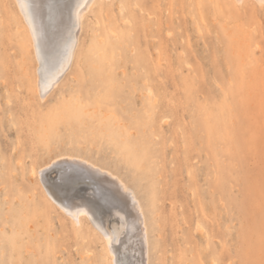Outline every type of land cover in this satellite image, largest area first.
<instances>
[{"label":"rangeland","instance_id":"obj_1","mask_svg":"<svg viewBox=\"0 0 264 264\" xmlns=\"http://www.w3.org/2000/svg\"><path fill=\"white\" fill-rule=\"evenodd\" d=\"M0 2V264H110L100 234L84 225L82 238L30 173L67 154L135 196L146 264H264L263 53H231L210 26L196 34L171 0H126L130 28L118 0L113 12L103 2L99 24L84 21L79 62L40 99L28 25L15 0ZM78 186L61 183L67 196ZM91 208L112 218L101 198Z\"/></svg>","mask_w":264,"mask_h":264},{"label":"bare ground","instance_id":"obj_2","mask_svg":"<svg viewBox=\"0 0 264 264\" xmlns=\"http://www.w3.org/2000/svg\"><path fill=\"white\" fill-rule=\"evenodd\" d=\"M15 1L17 2L21 15L25 19L24 21H26L28 25V31L32 41L31 51L35 53L37 58L36 61L38 64H35L36 77L34 91L38 94L40 99H44L47 93L49 94V91L79 62L78 49L80 36L84 28V21L89 13L94 16L93 23L96 27L101 20V12L103 11L102 3H106L110 12H113L114 9L111 7V3L113 5L114 0H72V3H79L82 6L80 20L78 22L75 17L69 19L68 10L65 7V5L69 3V0ZM171 2L177 5L176 11L173 13L174 15L179 12V10L184 11L185 9L186 11L187 9V12L190 13L189 17L190 15L192 17L190 21H193L192 24H190L192 26L193 23L195 24L194 27H196V32L200 31L201 27L202 32H205L207 27L210 26L214 28L216 39L222 40V34L226 35V37L229 38L231 53L240 50L242 55L244 52L255 50L264 54V0H171ZM84 5L87 6L84 7ZM116 5L120 11H124V14L120 18V23L128 28L132 27L134 18L131 15V11L128 10L129 5L126 0H118ZM5 10L4 3L0 2L1 16L6 15ZM171 16L172 15L168 17L167 28L170 27L172 20ZM176 18L179 19L177 15ZM101 25H103L106 30L110 31L113 36L117 35L116 30L110 22H101ZM146 27H149V25H146L145 29ZM159 28H161V23H159ZM196 34L199 35L198 32ZM200 35H202L201 31ZM205 35L204 33L202 36ZM185 37L186 35L183 38ZM206 41H208V39ZM180 42L182 43V41ZM205 44H207V42ZM182 49L184 52L186 51L185 48ZM184 52L183 54H186ZM180 59L183 60L185 58ZM186 60H188V58ZM160 62L159 60L157 61L158 66L161 65ZM167 69H171L170 65L167 66ZM172 83L175 90L177 84L173 82V79ZM151 93L152 91L146 93L145 96L147 99H152ZM171 113L172 112H170V114ZM170 114L165 116L169 117ZM146 120L149 124L153 123L151 115L148 112H146ZM48 161L38 168L31 167V175L33 176V172L35 171V176L49 200L57 206V209L64 216L68 217L75 227V230L78 233L81 232L82 238L87 239L83 231L84 225H86L85 229L90 228L94 234H100L103 239L104 251L102 260L104 262L109 261L110 264H113V262H115V264H146L147 255L145 246L147 245V239L145 222L140 206H138V203L131 197L133 194L128 193V189L126 191L125 185H123L124 181H122L121 184L118 182L121 180L117 178V175L115 177L112 173V177H115V179H113L106 174L103 168L100 169L99 166L97 167L87 162V159L84 160L67 154L65 156H57L51 161ZM77 167L88 168L90 171L100 169L101 171L96 174L101 176V183L95 186V191H93V187L87 184H81L78 186V189L70 195H64L60 176L69 169ZM72 187L73 186H70V188ZM129 192L132 193V191ZM99 193L102 196L99 195ZM96 198H101L111 207V219H105L93 213L91 204ZM206 211L207 210L200 207L199 219L201 221L207 219ZM201 226L200 221L198 222V226L195 224L197 228H201ZM107 236L115 237L111 244H109ZM206 236L208 238L207 234ZM84 240L85 239H83V241ZM82 252H85L86 255L90 254L86 249L79 250L80 254ZM119 256L121 257L120 259ZM211 259L213 264H218L214 256H212Z\"/></svg>","mask_w":264,"mask_h":264},{"label":"snow or ice","instance_id":"obj_3","mask_svg":"<svg viewBox=\"0 0 264 264\" xmlns=\"http://www.w3.org/2000/svg\"><path fill=\"white\" fill-rule=\"evenodd\" d=\"M87 5H84L86 7ZM68 10L69 19L75 17L76 21L80 20V12L82 11V6L79 3H72V0H69V3L65 5ZM100 169H95V171H90L88 168H71L68 171L61 174L60 179L61 182L67 184L69 186L87 184L90 187H93V191H95V186L101 183V176L97 175ZM107 175H111V173H106ZM35 171L33 172V176H35ZM43 182V181H42ZM114 236H107L109 244L112 243ZM115 264V262H113Z\"/></svg>","mask_w":264,"mask_h":264}]
</instances>
